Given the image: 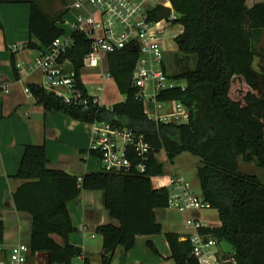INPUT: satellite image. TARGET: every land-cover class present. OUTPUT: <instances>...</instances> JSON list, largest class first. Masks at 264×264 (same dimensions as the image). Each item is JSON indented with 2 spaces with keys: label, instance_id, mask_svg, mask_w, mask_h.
Here are the masks:
<instances>
[{
  "label": "trees",
  "instance_id": "trees-1",
  "mask_svg": "<svg viewBox=\"0 0 264 264\" xmlns=\"http://www.w3.org/2000/svg\"><path fill=\"white\" fill-rule=\"evenodd\" d=\"M23 0H0V3ZM172 8L158 5L149 11L152 20H171L181 24L183 32L175 37L180 70L169 76L185 80L157 94L159 101L178 100L190 110L185 123H165L149 119L140 89L133 84L139 50L127 47L108 55L109 74L125 100L111 108L68 103L40 84L28 85L29 91L46 112L61 111L74 119L92 123L108 121L143 134L150 144L145 158L129 147L132 162L129 170L88 172L79 177L47 166L45 144L27 145L17 177L24 182L14 193L19 211L32 215L33 233L30 254L45 252L49 264H73L82 248L62 246L53 237L68 238L76 231L68 202L84 190H102L105 206L119 225L103 224L97 228L103 237L102 264H112L116 250H132L140 235L162 234L156 209L169 207L167 187L155 188L152 178L165 174L158 154L165 151L174 163L178 155L190 152L199 156L198 167L204 201L219 212L221 225L202 227L200 232L234 244L240 264H264V183L254 174L240 171L239 157L257 161L264 168V72L254 67V41L264 30V0H170ZM31 3L30 32L40 41L28 46L49 47L64 34L57 25L63 15L50 16L35 0ZM172 11L175 17L172 16ZM0 19V28H2ZM75 45L68 55L77 71V84L89 96L82 81L84 57L90 50L89 39L73 33ZM195 60L192 66L191 61ZM165 66L168 72V67ZM17 71L16 65H14ZM238 84V87H237ZM96 155V153H93ZM145 165L144 171L137 167ZM5 224L0 216V246L4 242ZM165 237L175 264H200L193 254L190 236L168 232ZM148 246L158 253L151 240ZM0 250V255H1ZM227 255V254H226Z\"/></svg>",
  "mask_w": 264,
  "mask_h": 264
},
{
  "label": "crops",
  "instance_id": "crops-1",
  "mask_svg": "<svg viewBox=\"0 0 264 264\" xmlns=\"http://www.w3.org/2000/svg\"><path fill=\"white\" fill-rule=\"evenodd\" d=\"M68 12L63 22L58 21L57 25L63 29H66L64 27L66 25L71 30L66 21H71L74 17L69 12L72 19L67 20ZM30 14L29 0L0 3V19L3 25L0 28V216L5 224L4 242L0 246L1 258H8L10 250L18 244L30 247L32 241V215L19 211L14 201V193L24 182L16 175L27 145L45 144L47 166L50 169L63 170L81 177L85 173L99 171L102 168L99 157L90 152L92 123L74 119L61 111L46 112L28 89V85L41 84L44 80V74L40 69L29 70L26 66L39 55L40 50L29 47V41L32 40L37 45H41L38 38L30 32ZM259 41L263 46L264 36H257L254 48ZM165 44L168 47L166 54L170 51H178L175 41L166 40ZM33 49H36V54L32 52ZM256 52L254 67L264 72V52L260 50ZM21 62L25 63V67L18 69L17 65ZM92 70L102 76L103 84L97 87L102 86L104 91V87L112 79L114 80L107 73L109 64L102 63L100 67ZM83 83L87 87V83L85 81ZM88 92L95 94L89 89ZM157 156L162 162L159 154ZM174 174L184 177L183 174L177 172ZM157 182L156 177H153L152 183L155 188H158ZM68 208L76 231L68 238L57 234H53L52 237L62 246L71 243L82 248V255L75 258L73 264H100L103 237L98 233L97 228L109 223L119 225V221L105 206L104 191L84 190L80 196L68 202ZM155 213L158 222L162 225V234L138 236L134 248L129 252L121 246L118 247L116 253L126 252V257L124 263H121L120 259L117 264H128L129 262L145 264L148 259L156 263L158 256L167 259V264H175L170 258L171 249L165 237L166 233H178L183 239L194 234L196 229L187 224L189 217L200 220L206 227L221 225V221L215 225L207 224V213L203 209L184 212L169 206L158 208ZM95 233L101 237L97 249L100 255L99 263L93 257L95 252L90 247V241H87V239H95ZM148 240L154 243L158 253L148 246ZM136 246L144 247V256L135 253ZM27 264H49V256L45 252H38L36 255L29 254Z\"/></svg>",
  "mask_w": 264,
  "mask_h": 264
},
{
  "label": "built area",
  "instance_id": "built-area-1",
  "mask_svg": "<svg viewBox=\"0 0 264 264\" xmlns=\"http://www.w3.org/2000/svg\"><path fill=\"white\" fill-rule=\"evenodd\" d=\"M158 5L173 9L170 0L163 3H157L156 0H76L68 8L74 17L71 21H66L71 30L64 29V34L57 37L49 47L42 46L39 55L26 66L29 70L40 69L44 74L40 85L68 103L81 104L87 108L90 101L88 97H91L94 104L111 108L112 105L102 103V86L97 87L95 94L89 93V96H84L78 87L76 67L68 55L75 45L73 33H82L90 41V50L84 57V67L97 68L102 63L108 65L110 53L137 47L139 57L133 71V84L140 89L144 102L149 98L154 105L151 111L145 108L149 119L165 123L188 122L190 110L185 104L178 100L163 102L157 99L161 90L173 86L169 84L165 66L168 48L165 41H175V37L183 32L181 24H174L166 19H151L149 11ZM17 67L23 69L25 63H18ZM147 89L151 92L148 93ZM168 104H171V108L167 107ZM129 147L135 148L145 158L150 144L143 134L127 127L116 126L108 121L92 122L90 152L96 153L104 170H129L132 167L128 156ZM137 169L144 171L145 165L140 164ZM155 177L158 188L169 189L170 207L184 212L209 207L203 198L196 195L190 182L183 176L173 174ZM187 224L196 229L190 239L193 254L200 264H225L231 259V256L224 258L226 254L222 252L217 238L200 232V228L204 227L200 220L189 217ZM30 252L29 246L18 244L10 250L8 258L0 257V264H27Z\"/></svg>",
  "mask_w": 264,
  "mask_h": 264
},
{
  "label": "rangeland",
  "instance_id": "rangeland-1",
  "mask_svg": "<svg viewBox=\"0 0 264 264\" xmlns=\"http://www.w3.org/2000/svg\"><path fill=\"white\" fill-rule=\"evenodd\" d=\"M35 1L37 3H39L40 6L50 16L58 17L59 15H63V18H65V15L68 11L67 6H71V4L74 3L75 0H35ZM156 1H157V3H160V2L163 3L166 0H156ZM69 12L67 15V20L72 19ZM174 16H175V13L172 11L171 17H174ZM64 27L68 31L70 30L68 26L64 25ZM258 36L263 37L264 36V30ZM261 44H262L261 41H259L258 44L256 45V48H255L256 51L260 50V51L264 52V45L262 46ZM32 52L34 54H36V49H33ZM178 54L179 53L177 51H170L165 56L166 65L168 67V76H174L180 70V68L177 66L176 61H175V58ZM191 63H192V66H194L195 60L191 61ZM92 69H94V68L84 67L81 71V78L83 81H85L87 83V87H88L89 91L91 93H96L97 92V86L103 84V80H102V76L98 75L96 73V71H93ZM107 73L109 74V71ZM169 84H173V85L176 84V85H183L184 86L186 84V82H185V80H180V81L177 80L176 81V80L169 78ZM237 87H238V84H237ZM147 92L150 93L151 90L147 89ZM100 93L102 96L101 100H102V103L104 105H105V103L107 105L113 104L114 102H117L119 100H123L125 97V95L121 93V91L119 90L117 84L115 83V81L113 79L109 84H107L104 87V91H101ZM167 107L171 108V104H168ZM145 108L148 111H151L154 108V105L149 100V98H146ZM159 158L164 163L165 174L172 175V174H174V172L183 174L184 177H186V179L192 185L196 195L199 196L200 198H203V193L201 190V184H200V180L198 177V167L202 164V160L199 156H196V155L186 151V152H183L182 154L178 155L177 158L175 159L174 163H171L167 158L166 152L161 151L159 153ZM239 166H240V171L242 173L257 175L261 179V181L264 183V168L259 166L257 161L247 162L244 160L243 156H240L239 157ZM203 211H205L207 213V219H206L207 224L215 225L221 221L218 210L210 208V207H206L203 209ZM95 236H96L95 239H92V240L87 239V241L88 242L90 241L89 242L90 247L95 252L93 257L99 263L100 262V255H99V252L97 251V249L99 247L101 237L97 233H95ZM160 244H161V242H160ZM134 251H135V253H137L138 255H141V256H144V254H145L144 247L142 248L140 246H136ZM125 253L126 252L118 251L115 254L116 256L114 257V260H113L114 263L113 264H117V262L120 259H121V263H124L125 257H126ZM153 255H155L154 252H153ZM228 257H229V255H226L224 258H228ZM157 261L158 262H156V263L154 261L150 262L148 259L145 262V264H167L168 263V260L165 258L163 259L161 256H158ZM129 263H132V262H129ZM100 264H102V262H100Z\"/></svg>",
  "mask_w": 264,
  "mask_h": 264
},
{
  "label": "water",
  "instance_id": "water-1",
  "mask_svg": "<svg viewBox=\"0 0 264 264\" xmlns=\"http://www.w3.org/2000/svg\"><path fill=\"white\" fill-rule=\"evenodd\" d=\"M220 248L223 253L231 256V259L227 260L225 264H240L241 260L237 253V250L233 243L228 240L220 241Z\"/></svg>",
  "mask_w": 264,
  "mask_h": 264
}]
</instances>
